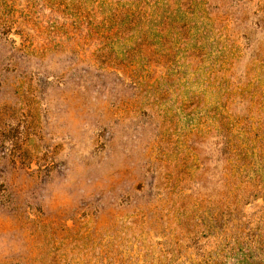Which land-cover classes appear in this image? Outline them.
I'll list each match as a JSON object with an SVG mask.
<instances>
[{"label": "rangeland", "instance_id": "1", "mask_svg": "<svg viewBox=\"0 0 264 264\" xmlns=\"http://www.w3.org/2000/svg\"><path fill=\"white\" fill-rule=\"evenodd\" d=\"M190 1L0 0V264H264L258 208L211 225L264 0Z\"/></svg>", "mask_w": 264, "mask_h": 264}, {"label": "trees", "instance_id": "2", "mask_svg": "<svg viewBox=\"0 0 264 264\" xmlns=\"http://www.w3.org/2000/svg\"><path fill=\"white\" fill-rule=\"evenodd\" d=\"M192 2L193 0L190 1ZM198 8L197 5L192 7V13L195 14ZM182 12V8L179 7L178 13ZM216 15L218 12L212 14L211 19H213L212 16L215 17L214 19H220ZM254 15L250 17L252 19L250 36L244 34L247 37V45L242 53L253 52L252 35L262 36L263 45L259 53L251 57V68L239 73L240 80L236 89H227L233 94L231 93L232 97L226 98V116L221 120L219 140L218 142L214 140L211 153V161L215 162L216 152L218 153L215 149L218 148V156L221 162L225 163L220 210L222 217L213 218V213L212 218L215 223L211 225L215 226L219 223L225 234H229L228 225L234 224L233 222L226 224V214H236L239 218V221L238 219L236 221L237 224L250 226L251 221L248 219L247 208H258V212L264 213V17L260 18L259 14L256 16L255 11ZM242 53L234 56V60L238 62L244 57ZM230 234L233 235V232L230 231ZM219 240L215 238V235L209 236L207 245L201 251L196 248H201L200 242L196 241L193 253L201 255L208 252L209 258L206 264H218L222 258L218 245ZM193 259V264H200L196 262V258Z\"/></svg>", "mask_w": 264, "mask_h": 264}]
</instances>
